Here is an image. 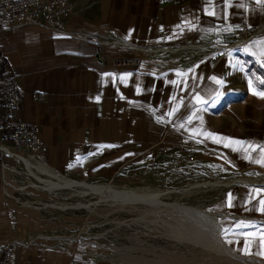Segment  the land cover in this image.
Returning a JSON list of instances; mask_svg holds the SVG:
<instances>
[{
    "label": "rangeland",
    "instance_id": "obj_1",
    "mask_svg": "<svg viewBox=\"0 0 264 264\" xmlns=\"http://www.w3.org/2000/svg\"><path fill=\"white\" fill-rule=\"evenodd\" d=\"M71 1V15L57 31L79 33L108 71L134 74L122 88L108 90L105 135L59 173L98 186L159 192L161 210H150L144 199L106 198L82 186L48 190L12 154L0 167V189L12 207L32 219L12 222V230L41 247L35 249L37 264H261L250 256L264 260L252 251L256 236L264 234V164L253 161L264 139V34L247 37L235 29L228 38L182 41V0ZM158 2L168 3L174 14L155 29ZM195 72L199 82L213 80L217 87L191 86L188 77L183 84L182 76ZM195 116L200 124L193 128ZM230 131L238 133L236 157L223 146ZM6 148L49 166L44 155L10 143ZM37 173L52 181L64 177ZM172 204L211 213L220 237L247 258L170 237L174 226H187ZM34 205L30 216L26 209ZM31 251L26 264H33Z\"/></svg>",
    "mask_w": 264,
    "mask_h": 264
},
{
    "label": "crops",
    "instance_id": "obj_2",
    "mask_svg": "<svg viewBox=\"0 0 264 264\" xmlns=\"http://www.w3.org/2000/svg\"><path fill=\"white\" fill-rule=\"evenodd\" d=\"M263 5L264 0H182V41L204 37H232L235 29L240 30L242 20H246L249 25L259 24ZM156 6L153 9L157 16L155 29L160 27L162 19L166 20L174 14L168 3L161 5L158 2ZM77 34L79 33L75 30L57 31L37 22L0 28V71L9 74L19 86L21 116L26 122L39 126L41 140L46 146V150L37 155H44L49 166L40 159H30L35 160L36 165L32 167L35 175L40 171L49 177L59 174L63 178H69L59 172L65 170V165L71 159L89 152L91 141L101 140V134L105 135V128L101 127L106 125L108 90L122 88L134 74L129 70L108 71L95 58L93 44L84 41ZM110 49L108 47V56L113 55ZM196 75V72L183 75V84L188 77V84L191 86L202 84L213 90L217 87L213 80L203 82L204 84L199 82ZM116 77L121 80L116 81ZM131 84L132 82L130 86ZM245 105L240 108L243 109ZM229 120L231 119L226 118L227 125ZM191 121L193 128L200 124L197 116ZM254 132L257 134L258 129H254ZM228 134L230 139L223 142L224 149L236 157L239 151L233 142L237 141L238 133L232 131ZM220 137L223 135H217V140ZM262 144L253 156V161L257 164H264V139ZM0 145H9L2 133ZM242 151L248 152L246 146ZM0 156V161L4 162L5 155L0 153ZM36 161H41L42 165H38ZM25 170L40 183L28 172L26 166ZM34 186L36 187L31 184V187ZM22 204L29 205L24 202ZM11 205L12 201L0 189V243L15 240L13 249L16 251L9 264H26L28 249L34 250L31 251L34 255L31 259L33 264H37L35 249L41 247L24 239L25 232L11 228L14 221L32 219L26 218ZM35 208L38 206L26 209L31 210L30 216L35 215ZM256 238L257 249L252 251L264 258V234L260 232ZM232 246L234 249L239 248L234 244Z\"/></svg>",
    "mask_w": 264,
    "mask_h": 264
},
{
    "label": "built area",
    "instance_id": "obj_3",
    "mask_svg": "<svg viewBox=\"0 0 264 264\" xmlns=\"http://www.w3.org/2000/svg\"><path fill=\"white\" fill-rule=\"evenodd\" d=\"M71 0H0V28L21 26L28 22L42 23L50 28L61 30L71 15ZM240 31L247 37L264 34V5L260 22L248 25L241 21ZM119 63V62H118ZM0 133L16 149L28 153L45 151L38 125L28 123L21 116V91L13 78L0 71ZM5 145H0L1 155H9ZM0 167H5L0 161ZM13 242L0 243V264H9Z\"/></svg>",
    "mask_w": 264,
    "mask_h": 264
},
{
    "label": "bare ground",
    "instance_id": "obj_4",
    "mask_svg": "<svg viewBox=\"0 0 264 264\" xmlns=\"http://www.w3.org/2000/svg\"><path fill=\"white\" fill-rule=\"evenodd\" d=\"M7 150L9 151V149ZM12 154H14L20 160H23L24 165L28 169V172L32 176H34L42 185L45 184L46 187L62 188L68 186H82L87 188H93L100 194L106 196V198L109 197L117 200L144 199L148 203V207L150 208V210L153 209L161 210V206H159L161 202L158 199L159 192L148 191L147 193H143V192L138 193L136 191H133L132 189H114L113 187L110 186H98L95 184L86 183L84 181H76L68 178H61L58 181L43 179L35 175L32 171V167L35 165L34 164L35 160L33 161L30 159L23 158L22 155H20L18 152L9 151V155ZM36 163L38 165H42L41 161L40 162L36 161ZM52 205H56V204H52ZM58 206H62V205H58ZM172 207L176 210V212L179 213V218L180 217L185 218L187 226L183 228L180 225V223H179L180 227L174 226L172 228L171 226L172 229L170 231L167 229L169 231L167 234L170 235V237H173L175 238V240L182 242V244H184L185 246H190V247L195 246L198 247L196 249H206L209 250L210 252L223 253L235 259L247 258L246 256H243L238 252H236L234 248L228 244V242H226L223 238L220 237L219 225L216 223V219L211 213L205 212L199 208L185 206V205L172 204ZM177 223H178V219H177ZM250 257L259 261L261 264H264L263 259H260L259 257L256 256H250ZM136 260L141 262L145 261L139 257H136Z\"/></svg>",
    "mask_w": 264,
    "mask_h": 264
},
{
    "label": "snow or ice",
    "instance_id": "obj_5",
    "mask_svg": "<svg viewBox=\"0 0 264 264\" xmlns=\"http://www.w3.org/2000/svg\"><path fill=\"white\" fill-rule=\"evenodd\" d=\"M261 203L264 204V201H262ZM261 210L264 211V208H262Z\"/></svg>",
    "mask_w": 264,
    "mask_h": 264
},
{
    "label": "trees",
    "instance_id": "obj_6",
    "mask_svg": "<svg viewBox=\"0 0 264 264\" xmlns=\"http://www.w3.org/2000/svg\"><path fill=\"white\" fill-rule=\"evenodd\" d=\"M0 108H1V105H0Z\"/></svg>",
    "mask_w": 264,
    "mask_h": 264
},
{
    "label": "water",
    "instance_id": "obj_7",
    "mask_svg": "<svg viewBox=\"0 0 264 264\" xmlns=\"http://www.w3.org/2000/svg\"><path fill=\"white\" fill-rule=\"evenodd\" d=\"M249 258V257H248Z\"/></svg>",
    "mask_w": 264,
    "mask_h": 264
}]
</instances>
